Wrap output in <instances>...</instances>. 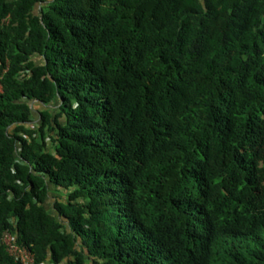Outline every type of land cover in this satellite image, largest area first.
<instances>
[{"label": "trees", "instance_id": "obj_1", "mask_svg": "<svg viewBox=\"0 0 264 264\" xmlns=\"http://www.w3.org/2000/svg\"><path fill=\"white\" fill-rule=\"evenodd\" d=\"M0 84V264H264V0H0Z\"/></svg>", "mask_w": 264, "mask_h": 264}, {"label": "built area", "instance_id": "obj_2", "mask_svg": "<svg viewBox=\"0 0 264 264\" xmlns=\"http://www.w3.org/2000/svg\"><path fill=\"white\" fill-rule=\"evenodd\" d=\"M2 91V87L0 84V92ZM4 241L9 246V251L14 254L16 257H18L22 262L24 263H32L33 257L28 252L26 248L20 247L14 243H12V237L10 235L6 236L4 238Z\"/></svg>", "mask_w": 264, "mask_h": 264}, {"label": "rangeland", "instance_id": "obj_3", "mask_svg": "<svg viewBox=\"0 0 264 264\" xmlns=\"http://www.w3.org/2000/svg\"><path fill=\"white\" fill-rule=\"evenodd\" d=\"M34 108H39L38 105H36ZM57 195V193L55 191H53L51 194H50V197L48 198L47 202H46V206L48 208L50 207H53V201L55 200V196Z\"/></svg>", "mask_w": 264, "mask_h": 264}]
</instances>
